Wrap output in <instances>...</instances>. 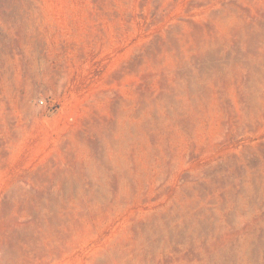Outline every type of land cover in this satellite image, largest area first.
<instances>
[{
  "label": "rangeland",
  "instance_id": "1",
  "mask_svg": "<svg viewBox=\"0 0 264 264\" xmlns=\"http://www.w3.org/2000/svg\"><path fill=\"white\" fill-rule=\"evenodd\" d=\"M0 264H264V0H0Z\"/></svg>",
  "mask_w": 264,
  "mask_h": 264
},
{
  "label": "built area",
  "instance_id": "2",
  "mask_svg": "<svg viewBox=\"0 0 264 264\" xmlns=\"http://www.w3.org/2000/svg\"><path fill=\"white\" fill-rule=\"evenodd\" d=\"M40 102L42 103V102H43V100L41 99V100H40Z\"/></svg>",
  "mask_w": 264,
  "mask_h": 264
}]
</instances>
